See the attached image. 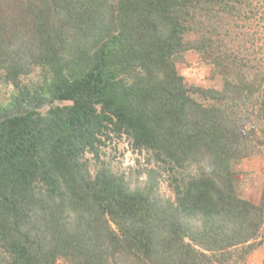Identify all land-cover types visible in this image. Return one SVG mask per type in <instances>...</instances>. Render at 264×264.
<instances>
[{"label":"trees","instance_id":"obj_1","mask_svg":"<svg viewBox=\"0 0 264 264\" xmlns=\"http://www.w3.org/2000/svg\"><path fill=\"white\" fill-rule=\"evenodd\" d=\"M235 3L0 0V264H248L264 181L251 202L236 163L264 160V73L201 20ZM189 52L217 84L179 71ZM110 134L147 166L92 173Z\"/></svg>","mask_w":264,"mask_h":264},{"label":"rangeland","instance_id":"obj_2","mask_svg":"<svg viewBox=\"0 0 264 264\" xmlns=\"http://www.w3.org/2000/svg\"><path fill=\"white\" fill-rule=\"evenodd\" d=\"M243 1L244 2H241V0H237V3H235L236 9L230 10L227 14L219 12V17H217L216 21H214L212 25L208 24V19L202 18L201 20L203 21L202 23L204 26H209L213 28V35L210 36V42L214 41V45L217 41L219 42V47L217 48V50L221 49L222 46L220 43L221 39L218 40L216 38V36L218 35L220 36V38L223 36L222 43L224 44L242 43V50L246 47L248 49L246 54H244V61L247 63L248 66L254 68V71L259 70L264 73V70L260 66V64L254 61L262 54L259 53L257 49L262 44H264V1L260 3L256 2L255 0H249V2L247 3L245 2V0ZM260 23H262L263 25L261 26ZM227 31L228 33L231 32L230 37H236L234 42L229 41V37L226 38L225 35L227 34ZM204 32L205 30L202 31L201 35ZM234 32H244L248 35L242 37V35H238ZM204 36L207 37L206 35ZM184 56L185 61H178L177 66L179 71L184 76H186V78L190 82L206 86L217 84L218 78H216V80L214 81L208 80L210 75V69L212 67L211 63H207L205 65L200 64L198 56L194 52L186 53L184 54ZM5 93L6 91L3 89L1 96H3ZM149 155V152H147L146 150L134 149L131 145V139L127 136L122 135L121 137H116L110 134V139H106L105 144L100 149V152L98 154V160H96L95 157H93L90 153H87L85 157L87 158L89 169L92 173H94L99 166H105L108 167L114 173L118 172L125 173V175H128L131 171L137 169L138 167L143 168L144 166H147L146 160L149 158ZM258 157L261 159L263 164L261 175H251V181L248 182L246 186L244 185L242 173L239 176L241 181L238 182V185L242 196L246 194L254 195L255 187L257 186L262 189L264 181V160L261 156ZM236 168L238 169L237 163ZM144 177L145 175L143 174L139 179H143ZM138 181L139 180H136L135 178L131 179L130 184L133 185L135 182ZM160 188L164 193L169 194V191L166 187V181L163 180L161 182ZM263 250L264 248L262 249L261 247L258 248L253 254H251L248 258V264H252L254 258H256L259 254V257L254 260L256 261L255 264H264V254L262 252Z\"/></svg>","mask_w":264,"mask_h":264},{"label":"crops","instance_id":"obj_3","mask_svg":"<svg viewBox=\"0 0 264 264\" xmlns=\"http://www.w3.org/2000/svg\"><path fill=\"white\" fill-rule=\"evenodd\" d=\"M262 166L263 164H262L261 159L256 155L243 158L237 162V167H238V170H240L242 173V178L244 179L245 186L248 184V182L251 181V178H250L251 175H258V176L261 175ZM260 190H261L260 187L257 186L255 187L254 195L246 194L243 196H245L251 202L257 203L260 197ZM261 247L262 249L264 248V243L260 246V248ZM262 252L264 254V250ZM259 255L256 258H254V260L257 259ZM254 260L252 261V264H255L256 261Z\"/></svg>","mask_w":264,"mask_h":264}]
</instances>
